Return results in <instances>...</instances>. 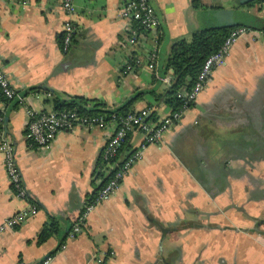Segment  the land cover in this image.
<instances>
[{
  "label": "crops",
  "instance_id": "1",
  "mask_svg": "<svg viewBox=\"0 0 264 264\" xmlns=\"http://www.w3.org/2000/svg\"><path fill=\"white\" fill-rule=\"evenodd\" d=\"M121 1L74 0V12L66 15L61 0H0V67L26 105L53 109L49 98L56 92L114 108L138 95L132 107L150 105L152 122L167 113L151 93L167 84L144 66L151 34L133 47L118 43ZM148 2L158 19L157 70L169 74L165 61L173 39L217 24L206 18L214 8H243L246 0ZM252 10L256 20L243 23L264 31V4ZM65 18L75 32L63 51L57 35ZM130 55L143 64L121 71ZM0 116L36 204L24 221L0 231V264L43 258L44 264H264V32L234 40L180 117L145 145L118 188L81 221L83 203L101 181L97 161L114 122L58 130L48 149L37 150L25 136L24 105L0 99ZM140 139L139 131L129 132L128 150ZM25 204L10 190L0 153V221ZM48 215L58 226L37 242ZM107 250L96 262L94 254Z\"/></svg>",
  "mask_w": 264,
  "mask_h": 264
},
{
  "label": "built area",
  "instance_id": "2",
  "mask_svg": "<svg viewBox=\"0 0 264 264\" xmlns=\"http://www.w3.org/2000/svg\"><path fill=\"white\" fill-rule=\"evenodd\" d=\"M60 4L66 15L73 13L75 10L74 0H61ZM118 13L124 21V32L118 40L119 45L121 47H133L137 43L142 42L146 33L151 34V44L145 54L144 66L150 70L154 77L168 84L170 75L167 73L161 74L157 70L156 40L153 34L157 30L158 19L148 0H122L118 7ZM74 32V22L69 18H65L61 25V50L66 51L68 49ZM247 32L258 34L264 31L244 24L232 27L223 37L217 48L204 58L190 87L188 89H180L177 92V96L183 99L178 110L166 113L157 122H152L147 118L148 108L143 106L126 112L122 116H119L117 120H111L114 122V128L107 134L100 152V157L105 162V172L109 170L110 173H108L105 181L97 188L91 198L85 200L78 215V221H81L95 204L106 199L118 188L124 174L133 162L141 157L145 145L150 142H157L164 129L180 117L181 112L187 107V103L191 102L203 88L213 68L225 61L234 40L239 35ZM139 64H143L140 58L130 55L123 62L121 71L132 72V69ZM0 94L5 100H12L18 105H24L25 136L37 150L48 149L58 130L70 129L78 125L88 128H92L93 126L102 127L105 122L109 121H106L101 114L78 113L73 108L37 110L26 105L25 95L13 88L1 67ZM134 130L141 133L140 141L125 157H117L119 147L127 133ZM0 153L2 155L5 176L13 196L26 202L25 206L2 218L0 221V231H3L13 228L16 224L33 214L36 210V205L29 200L30 197L23 183L21 173L14 162L13 146L1 128ZM77 228L78 224H74L70 233L77 230ZM111 252V250L98 251L94 254V259L96 262H101ZM45 262L46 258H43L35 264H44ZM16 264H20V262Z\"/></svg>",
  "mask_w": 264,
  "mask_h": 264
},
{
  "label": "trees",
  "instance_id": "3",
  "mask_svg": "<svg viewBox=\"0 0 264 264\" xmlns=\"http://www.w3.org/2000/svg\"><path fill=\"white\" fill-rule=\"evenodd\" d=\"M248 3L249 2L246 0L245 5ZM239 24L244 23L242 22ZM244 25L248 24L245 23ZM234 26L236 25H207L195 29L187 37H177L172 40L165 61V67L169 69L170 81L163 88L161 93L151 92L156 101L162 102L168 107L167 113L180 108L183 99L180 96H177V92L180 89H188L190 87L204 58L217 48L223 37ZM57 43L59 47H61V34L57 35ZM138 97V95H135L114 108H105L102 106L103 102L97 98H90L76 94L61 98L56 92H52L49 100L51 101L54 109L73 108L78 113L101 114L107 121L115 119L117 120L119 116H122L126 112L135 110L132 107V104ZM0 99H4L1 94ZM190 103L191 102H188L187 105ZM145 107H147L149 111L147 118L149 120L150 118L151 120L154 119L155 111L150 109V105H145ZM0 128L2 129L1 120ZM127 136L128 133L119 147L117 157L123 158L131 150H128L127 145H125ZM104 170L105 162L99 155L97 161V170L95 171L96 175H101V181L98 187L105 181L108 173H110L109 170L108 172H105ZM97 188L90 194L88 198H91ZM29 200L33 202L31 199ZM57 221L58 220L55 216H47V219L41 224L37 232V242L43 241L47 236L55 231L58 226Z\"/></svg>",
  "mask_w": 264,
  "mask_h": 264
},
{
  "label": "water",
  "instance_id": "4",
  "mask_svg": "<svg viewBox=\"0 0 264 264\" xmlns=\"http://www.w3.org/2000/svg\"><path fill=\"white\" fill-rule=\"evenodd\" d=\"M249 3L247 5H245L243 8L242 7H235L236 9H232V8H222V10H226L230 12V16L228 19H221L220 21H218V23H222L220 25H237L239 23H242L240 20V17H242L243 15L248 16V18H250V21L253 22V20H256L257 16L254 15L252 13V9L254 8L255 10H259L263 7L264 4V0H247ZM238 16V18L236 17V15ZM240 16V17H239ZM251 22V23H252ZM251 27H255V28H261L262 26H257V25H251ZM243 147L240 149L235 150V152L233 153H239L241 151H243ZM47 256V254H46Z\"/></svg>",
  "mask_w": 264,
  "mask_h": 264
},
{
  "label": "rangeland",
  "instance_id": "5",
  "mask_svg": "<svg viewBox=\"0 0 264 264\" xmlns=\"http://www.w3.org/2000/svg\"><path fill=\"white\" fill-rule=\"evenodd\" d=\"M229 14H230L229 11L222 10V8L216 7L213 9V12H211L209 15L206 14V18L210 19L211 21H220L221 19H228L230 16ZM235 15L238 18L237 14H235ZM240 20H241V22L250 21V18H248V16H246V15H243L242 17H240ZM220 24H222V23H217L214 25H220Z\"/></svg>",
  "mask_w": 264,
  "mask_h": 264
}]
</instances>
